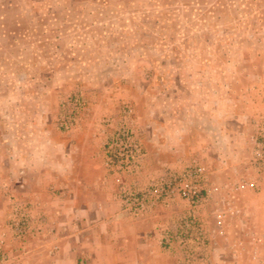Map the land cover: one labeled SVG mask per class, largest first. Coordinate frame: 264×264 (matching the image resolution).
<instances>
[{
	"label": "rangeland",
	"instance_id": "1",
	"mask_svg": "<svg viewBox=\"0 0 264 264\" xmlns=\"http://www.w3.org/2000/svg\"><path fill=\"white\" fill-rule=\"evenodd\" d=\"M263 127L264 0H0V210L29 203L35 219L19 240L9 216L16 249L3 241L4 264H21L16 251L41 231L24 194L38 179L32 167L68 170L62 181L48 178L51 186L101 181L122 199L124 189L144 190L195 165L205 168L209 201L200 213L211 240L204 261L191 241L192 260L254 264L247 241L237 257L214 255L229 239L216 238L209 221L229 214V227L239 222L234 236L249 223L264 229ZM122 133L140 157L108 168V144ZM171 250L184 264L180 244Z\"/></svg>",
	"mask_w": 264,
	"mask_h": 264
},
{
	"label": "crops",
	"instance_id": "2",
	"mask_svg": "<svg viewBox=\"0 0 264 264\" xmlns=\"http://www.w3.org/2000/svg\"><path fill=\"white\" fill-rule=\"evenodd\" d=\"M55 170L32 167L30 175L38 179L24 185L25 198L34 205L35 216L41 218L42 226L38 236L16 251L20 253L21 264H175L176 257L171 256L175 254L163 243V234L169 224L176 222L186 202L178 204L176 210L155 206L134 215L109 183L84 184L74 179L72 184L65 181L63 185L51 186L48 178L62 181L63 175L68 174L63 166ZM72 171L75 175L76 169ZM6 191L18 190L9 185ZM81 192H86V197L81 199ZM12 209L7 202L0 210V221L4 224L0 225V241L15 248L16 244L10 242L13 231L5 226ZM228 215L218 213L215 220L210 215V226L212 222L216 225L214 230L211 227L216 238L229 239L227 249L217 245L213 254L224 257L229 250L228 254L237 257L246 245L240 241H247L251 261L264 264V229L249 223V229L234 236L239 222L234 221L229 227Z\"/></svg>",
	"mask_w": 264,
	"mask_h": 264
},
{
	"label": "built area",
	"instance_id": "3",
	"mask_svg": "<svg viewBox=\"0 0 264 264\" xmlns=\"http://www.w3.org/2000/svg\"><path fill=\"white\" fill-rule=\"evenodd\" d=\"M126 133L119 134L108 144V158L106 166L111 169H124L129 167L134 159L140 157V147L134 143ZM257 161L264 169V127L261 131V139L257 150ZM205 174V168L195 165L185 174L173 175L168 181H163L151 185L142 190L138 188L124 189L122 200L134 215L143 214L145 211L155 206L158 200L166 206H170L175 200L185 201L189 209L181 217L180 221L174 225V229H165L163 243L169 247L175 246L178 242L187 257L184 264H195L192 259L195 250L191 247V241L200 245V261H204L210 250L211 235L204 225V219L200 213L208 204L209 193L200 183V178ZM32 207L29 203L15 204L10 214L11 225L17 239H25L32 234L35 226ZM37 225V223H36ZM192 242V243H193ZM9 254L5 252L3 241L0 242V264L9 260ZM14 264H20L19 260L13 259Z\"/></svg>",
	"mask_w": 264,
	"mask_h": 264
}]
</instances>
